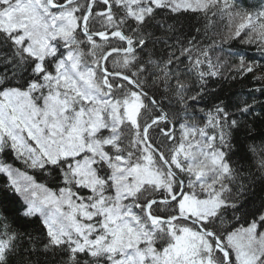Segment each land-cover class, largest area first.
Listing matches in <instances>:
<instances>
[{
  "label": "snow or ice",
  "instance_id": "6c2138e0",
  "mask_svg": "<svg viewBox=\"0 0 264 264\" xmlns=\"http://www.w3.org/2000/svg\"><path fill=\"white\" fill-rule=\"evenodd\" d=\"M0 264H264V0H0Z\"/></svg>",
  "mask_w": 264,
  "mask_h": 264
},
{
  "label": "trees",
  "instance_id": "16d2710c",
  "mask_svg": "<svg viewBox=\"0 0 264 264\" xmlns=\"http://www.w3.org/2000/svg\"><path fill=\"white\" fill-rule=\"evenodd\" d=\"M184 24H185V27L186 28H192L193 29V34H195L194 33V27H196V26H202V22L197 21V20H185L184 21ZM257 143L259 144L260 141L258 140Z\"/></svg>",
  "mask_w": 264,
  "mask_h": 264
}]
</instances>
